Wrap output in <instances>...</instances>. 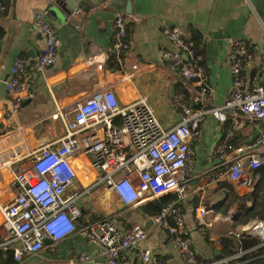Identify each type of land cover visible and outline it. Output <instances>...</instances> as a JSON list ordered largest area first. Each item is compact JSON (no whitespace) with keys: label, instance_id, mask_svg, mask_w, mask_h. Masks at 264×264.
I'll use <instances>...</instances> for the list:
<instances>
[{"label":"crops","instance_id":"obj_1","mask_svg":"<svg viewBox=\"0 0 264 264\" xmlns=\"http://www.w3.org/2000/svg\"><path fill=\"white\" fill-rule=\"evenodd\" d=\"M1 2L4 9L0 11V137L20 129L31 148L53 143L62 137L65 123L71 119L72 108L100 88H111L120 103L145 97L165 129L179 122L181 104L195 106L196 87L170 71L161 60L163 50L174 49L165 34L167 30L177 29L202 55L203 84L210 90L205 101L209 109L222 105L230 93L232 40H243L256 54L264 51V0H131V13L124 11L126 0H103L85 12L72 13L75 24L67 21L55 6V0ZM119 12L126 20V33L120 40L114 27V18ZM38 15L56 28L60 39L57 62L43 71L38 70L36 60L43 47V36L35 22ZM16 57L25 61V70L20 75L19 87L8 91L5 81ZM257 62L256 56L246 65L244 73L247 78L256 73ZM227 121L234 132L227 140L236 139V145L225 147L223 141L220 142L221 139L227 141V128L213 116L207 119L206 115L195 130L189 159L191 168L185 183L186 196L181 201L184 223L197 260L206 264L234 255L238 258L262 246L246 228L253 221L264 219H252L236 226L235 233H232L235 238L243 234L252 236L259 244L224 258H215L219 255L221 243L216 245L213 240H220L228 233L234 219L239 218L244 209L232 199L227 213L222 214L219 208L231 195L229 192L251 196L258 185L264 186V166L252 170L246 167L247 161L244 162L245 175L252 182L251 189L229 181L223 173L234 157L235 148L253 141L258 135L250 138L264 121L249 120L242 115L235 125ZM97 136H101L100 131ZM220 145L224 149L223 158L217 152ZM253 152H264V145H258ZM72 163L77 180L68 189V194L81 193L91 187L77 200L81 209L77 228L104 216L112 218L119 229L133 224L144 228L146 225L147 236L140 241L138 249L121 253L118 262L139 264L138 251L148 250L158 257L160 264H184L171 236L152 220L151 204L154 203L158 212L167 200L162 201L173 194L150 197L138 206H126L105 184L92 185L99 177L84 156H76ZM7 174L8 171L0 170V185L8 181ZM245 204L251 206L252 198ZM199 207L206 209L200 220L195 215ZM45 240L49 242H44L42 250L25 257L21 264L105 262L99 246L78 231L59 241ZM80 255H87L89 259L79 260Z\"/></svg>","mask_w":264,"mask_h":264},{"label":"built area","instance_id":"obj_2","mask_svg":"<svg viewBox=\"0 0 264 264\" xmlns=\"http://www.w3.org/2000/svg\"><path fill=\"white\" fill-rule=\"evenodd\" d=\"M3 9L0 0V11ZM35 22L43 36V47L36 57L37 68L43 71L57 62L60 39L56 28L42 15L36 16ZM114 27L120 40L126 33L123 13L116 14ZM165 34L174 49L163 50L161 60L170 71L196 87L195 106L181 104V119L173 127L165 129L161 125L145 97L120 103L111 88H100L72 108L71 119L65 123V134L53 143L31 148L20 129L0 137V170L9 173L8 181L0 185V249L10 251L15 264L38 254L45 239L59 241L75 231L99 246L105 258L103 264H127L118 262L120 254L136 251L140 241L146 238L143 226L133 224L119 229L109 216L77 228L76 221L81 216L77 200L91 188L68 194L77 180L72 159L78 155L84 156L91 170L98 174V181L92 185L105 184L126 206H138L150 197L174 194L152 220L171 236L184 264H206L197 260L181 208L191 168L194 132L206 115L213 116L220 124L230 120L235 125L240 115L264 121V51L256 54L243 40H232L231 90L222 105L209 109L205 101L210 90L203 84L202 55L177 29L167 30ZM256 56V73L247 78L245 67ZM24 70L25 61L16 57L5 81L8 91L19 87ZM98 131L101 136H97ZM233 133L231 126L225 139ZM258 145H264V128L253 141L235 148L234 157L223 172L226 179L252 188L245 173L246 167L255 170L264 166V152H253ZM217 152L224 157L223 146ZM195 212L200 220L206 209L199 207ZM246 230L264 246V220L253 221ZM213 242L220 244L218 238ZM236 256L211 264H229ZM137 258L139 264H160L158 257L148 250H139ZM88 259L87 255L79 257L82 261Z\"/></svg>","mask_w":264,"mask_h":264},{"label":"trees","instance_id":"obj_3","mask_svg":"<svg viewBox=\"0 0 264 264\" xmlns=\"http://www.w3.org/2000/svg\"><path fill=\"white\" fill-rule=\"evenodd\" d=\"M194 48L196 49V47ZM118 122L119 121L116 120V123ZM224 127H226L227 129L231 127L228 121L225 123ZM220 142H222V144H224L225 147L227 145L238 144L236 139H230L227 141L221 139ZM229 194H231L232 196L228 195L225 200L226 202H223L222 207L219 208L222 214L225 215L227 213L229 203L232 202V199L240 203V206L244 209H242L243 213L240 214V217L237 218L236 220L234 219V224L231 225L230 231L221 237L220 239L221 248L219 250V255L215 257L216 259L233 255L238 251H245L251 249L259 244V241L252 236L243 234L240 235L238 238H235L233 233H235L234 232L235 227L240 224H246L249 220L252 219H264V186L261 187L258 185L255 188L254 192L251 194V196H245V197L239 196L237 193H233V192H229ZM173 197H175L174 194L170 196L168 199ZM251 198L253 204L249 207H246L245 201ZM168 199L165 198L162 202ZM151 205L153 208L152 212L154 215L156 214L158 208H156L154 203H152ZM233 260H230L229 264H264V246L257 247L252 251L242 254L241 256L236 258L237 263H234L236 260L235 261ZM0 264H15V262L12 259V254L10 251H3L0 249Z\"/></svg>","mask_w":264,"mask_h":264},{"label":"water","instance_id":"obj_4","mask_svg":"<svg viewBox=\"0 0 264 264\" xmlns=\"http://www.w3.org/2000/svg\"><path fill=\"white\" fill-rule=\"evenodd\" d=\"M103 0H55L56 7H58V10L64 15V17H67V21L69 23L75 24L74 19L71 17L72 13H76L79 10H82L85 12L88 8L95 6L96 4L102 2ZM127 6L124 9L126 13H131L132 11V4L131 0H126ZM111 2H116V0H111ZM211 116L207 115V119H209ZM264 128V122L261 124V128L256 131V133L250 138V140L254 139L258 133ZM247 165V163H245ZM151 223V221H149ZM145 228L147 226L145 225ZM44 242H49V240H44ZM105 259V258H103Z\"/></svg>","mask_w":264,"mask_h":264}]
</instances>
